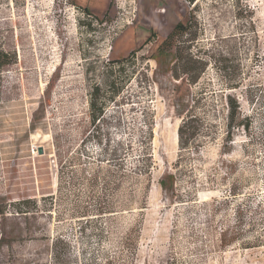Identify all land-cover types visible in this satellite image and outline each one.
<instances>
[{
    "label": "rangeland",
    "instance_id": "1",
    "mask_svg": "<svg viewBox=\"0 0 264 264\" xmlns=\"http://www.w3.org/2000/svg\"><path fill=\"white\" fill-rule=\"evenodd\" d=\"M193 6L0 0V50L14 61L0 68V264H264V0ZM187 19L180 39L194 37L189 49L208 59L195 87L171 77L174 46L157 53ZM123 57L121 70L108 73L117 65L109 61ZM236 64L242 85L230 93L239 118L252 121L222 147L218 67ZM127 75L103 119L91 124L92 86L107 94L112 79L123 84ZM198 87L196 112L215 134L176 167L179 114ZM248 87L258 88L249 94ZM151 122V173L136 176L133 158ZM118 143L121 169L101 161ZM169 173L174 193L159 184ZM22 198L37 208L13 213L10 202Z\"/></svg>",
    "mask_w": 264,
    "mask_h": 264
},
{
    "label": "trees",
    "instance_id": "2",
    "mask_svg": "<svg viewBox=\"0 0 264 264\" xmlns=\"http://www.w3.org/2000/svg\"><path fill=\"white\" fill-rule=\"evenodd\" d=\"M189 4H194L193 8L196 6V0H187ZM248 8H244L246 11ZM84 12L86 15H90L91 13L85 8ZM188 22H178L173 29L167 34V36L162 40L160 45L158 46L157 53L159 55H164L168 53L171 48L174 46L173 55V64L170 68V75L173 79L183 82L189 87H195L198 85L200 78L205 73L208 67V59L204 56V51L201 52L200 49H189L190 45L189 41L193 40L194 37L186 38L185 40L180 39L183 34H185L188 30ZM128 58L123 57L120 59H113L109 61L113 64L114 62L117 65H109L107 70L108 73L112 74L113 71L121 69V64L125 62ZM11 54L0 50V68L4 64L13 63ZM221 71V76L225 79L224 88L220 91V93H224V106L225 110V135L222 143V147H226L227 144L232 140L230 137L234 130H238L239 128H243L247 130L251 125V118L247 116H242L240 119V105L237 101L236 97L233 96L230 91L239 89L242 85V78H240L241 71L240 66L238 64L231 65L229 68L226 67H218ZM129 80V75H127V80L119 85H115V80L112 79L110 81L109 87L110 90L107 94H105L104 90H102L99 84H95L92 86L90 92L88 93V110H89V119L91 124H94L96 121H100L104 117V112L108 108L109 104L114 103L119 94L123 91L125 83ZM261 86V85H260ZM252 87H248L246 92L250 94L251 91H255ZM246 89V88H245ZM226 90H229L226 92ZM203 93V89L198 87L196 91L191 95L190 101L186 110L183 113L179 114V124L177 127V142H178V155L176 159V167L177 165H181L185 159L190 158V156L198 153V149L201 146L200 140L204 138H208L206 136L212 137L215 133L211 130L214 127V123L206 121V117L203 115H199L196 112L198 108V104L201 101ZM252 100V98H250ZM147 129L144 131L142 136L141 148L139 149V154L135 156L133 159L135 161V165L133 166V173L136 176H148L151 173L152 167V154L150 152V144L152 141V131H153V122L149 124V127L146 126ZM120 144L118 143L116 147L110 154L109 158H104L101 161H105L108 164H112L117 167V169L122 168V164L126 159H123L118 153L120 149ZM175 173H169L162 177L159 180V184L164 191H170L174 193L175 188ZM87 181L90 183V188L93 187V183L96 181V177L90 178ZM234 189V188H233ZM92 190V189H91ZM59 191V188L57 189ZM234 192V191H233ZM53 195H47L42 197V199H52ZM52 201V200H51ZM10 206L13 207V213L18 214H27L33 212V209L37 208V203L33 199L30 198H22L11 201ZM6 213L5 207L3 205L0 206V215H4ZM81 213H85L84 210H81ZM1 240V237H0Z\"/></svg>",
    "mask_w": 264,
    "mask_h": 264
},
{
    "label": "water",
    "instance_id": "3",
    "mask_svg": "<svg viewBox=\"0 0 264 264\" xmlns=\"http://www.w3.org/2000/svg\"><path fill=\"white\" fill-rule=\"evenodd\" d=\"M37 153L38 154H42L43 153V148L42 147H38L37 148Z\"/></svg>",
    "mask_w": 264,
    "mask_h": 264
}]
</instances>
